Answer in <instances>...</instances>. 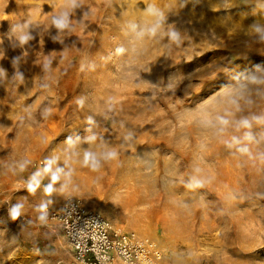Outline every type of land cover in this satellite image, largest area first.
Masks as SVG:
<instances>
[{
	"label": "rangeland",
	"instance_id": "rangeland-1",
	"mask_svg": "<svg viewBox=\"0 0 264 264\" xmlns=\"http://www.w3.org/2000/svg\"><path fill=\"white\" fill-rule=\"evenodd\" d=\"M0 69V264H72L68 197L159 264H264V0H0Z\"/></svg>",
	"mask_w": 264,
	"mask_h": 264
},
{
	"label": "built area",
	"instance_id": "built-area-1",
	"mask_svg": "<svg viewBox=\"0 0 264 264\" xmlns=\"http://www.w3.org/2000/svg\"><path fill=\"white\" fill-rule=\"evenodd\" d=\"M42 215L54 220L68 239L72 264H159L161 260L153 241L112 229L103 215L75 198H66L57 210L45 208Z\"/></svg>",
	"mask_w": 264,
	"mask_h": 264
},
{
	"label": "clouds",
	"instance_id": "clouds-1",
	"mask_svg": "<svg viewBox=\"0 0 264 264\" xmlns=\"http://www.w3.org/2000/svg\"><path fill=\"white\" fill-rule=\"evenodd\" d=\"M149 11H151V9H149ZM64 15L66 16L67 14L65 13ZM54 23H55L58 27H63V26H64V25L61 23V20H54ZM21 39H22V40H26L27 37H21ZM0 74H3V70H2V69H0ZM109 156H110V158H113V159H114V158L116 157V153H115V152L110 153ZM54 163H55V161H48V167L45 169V171H50V170H51V166H52V164H54ZM93 170H95V166H94ZM59 173H60V169H57L55 172H53V174H52V182H53V184H55V182H56L57 180L60 179ZM37 175H38V174H37ZM48 189H52V185H49V186H48ZM19 209H20V206L17 205V206L12 210V211H13V215H15L16 212H17V210H19Z\"/></svg>",
	"mask_w": 264,
	"mask_h": 264
},
{
	"label": "bare ground",
	"instance_id": "bare-ground-1",
	"mask_svg": "<svg viewBox=\"0 0 264 264\" xmlns=\"http://www.w3.org/2000/svg\"><path fill=\"white\" fill-rule=\"evenodd\" d=\"M176 19V18H175ZM194 26V25H193ZM195 34V33H194ZM198 35V34H197ZM195 37V35H193ZM200 39V38H199ZM198 40V39H197ZM127 176V175H126ZM125 175H123V177H126Z\"/></svg>",
	"mask_w": 264,
	"mask_h": 264
}]
</instances>
